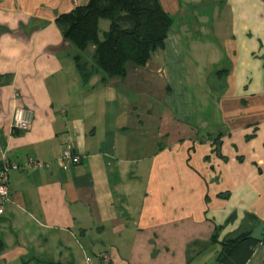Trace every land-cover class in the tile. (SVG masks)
<instances>
[{"label":"crops","instance_id":"0c3cea01","mask_svg":"<svg viewBox=\"0 0 264 264\" xmlns=\"http://www.w3.org/2000/svg\"><path fill=\"white\" fill-rule=\"evenodd\" d=\"M87 2L0 0V159L20 166L0 264H218L217 228L219 243L247 221L261 240L264 0H159L163 48L83 83L56 19ZM18 107L32 119L14 134ZM66 134L80 159L59 167Z\"/></svg>","mask_w":264,"mask_h":264},{"label":"trees","instance_id":"16d2710c","mask_svg":"<svg viewBox=\"0 0 264 264\" xmlns=\"http://www.w3.org/2000/svg\"><path fill=\"white\" fill-rule=\"evenodd\" d=\"M102 20L108 21L109 27L100 40ZM173 22L159 0H88L85 5L76 6L56 19L63 39L76 53L73 61L83 83L95 74H100L103 82L123 79L129 67L145 66L151 55L163 48ZM89 47L93 52L85 63L82 56ZM17 133L22 132H14ZM246 218L254 220L252 216ZM247 222L245 230L219 243L217 228L211 243L219 244L218 264H245L254 247L259 243L264 245V232L261 240L252 238Z\"/></svg>","mask_w":264,"mask_h":264},{"label":"built area","instance_id":"2783aa9c","mask_svg":"<svg viewBox=\"0 0 264 264\" xmlns=\"http://www.w3.org/2000/svg\"><path fill=\"white\" fill-rule=\"evenodd\" d=\"M31 112L25 108L18 107L13 111L11 119V131L14 133L25 132L28 130L31 123ZM63 149L60 156L55 160L59 167H68L77 164L80 156L74 152L70 146L71 138L68 134L64 135L62 139ZM0 214L4 213V209L11 203V192L9 187V173L20 168L19 164L8 161L5 156L0 159ZM48 163H43L35 160L32 157L26 159L25 163L21 165L23 169H42L48 168ZM100 259L107 260L106 256H100Z\"/></svg>","mask_w":264,"mask_h":264},{"label":"rangeland","instance_id":"374dc122","mask_svg":"<svg viewBox=\"0 0 264 264\" xmlns=\"http://www.w3.org/2000/svg\"><path fill=\"white\" fill-rule=\"evenodd\" d=\"M108 27H109L108 21H105V20L100 21V23H99V29H100L99 38H100V40H102L103 33L108 30ZM73 53L76 54L74 50H73ZM91 54H92V50H91V47H89L87 49V51H85V53L82 56L83 62L87 63L88 57H89V55L91 56ZM89 242H90V240H89ZM89 255H91V253H89ZM214 264H215V262H214Z\"/></svg>","mask_w":264,"mask_h":264}]
</instances>
